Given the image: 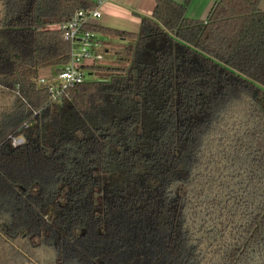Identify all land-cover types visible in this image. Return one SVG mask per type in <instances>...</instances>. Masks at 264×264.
<instances>
[{
	"label": "trees",
	"instance_id": "obj_1",
	"mask_svg": "<svg viewBox=\"0 0 264 264\" xmlns=\"http://www.w3.org/2000/svg\"><path fill=\"white\" fill-rule=\"evenodd\" d=\"M261 2L89 24L122 63L52 101L58 26L98 1L0 0V264H264Z\"/></svg>",
	"mask_w": 264,
	"mask_h": 264
},
{
	"label": "built area",
	"instance_id": "obj_2",
	"mask_svg": "<svg viewBox=\"0 0 264 264\" xmlns=\"http://www.w3.org/2000/svg\"><path fill=\"white\" fill-rule=\"evenodd\" d=\"M97 1V6L80 9L70 21L58 26L63 31L64 38L70 42L71 52L69 64L53 79V85L50 87L52 101L61 100L69 95L70 89L90 80L85 66L103 59L102 43L96 33L87 28L91 20L99 19L103 15L100 5L105 0ZM40 82L46 84L47 80L41 78ZM22 136H10L15 146L22 144Z\"/></svg>",
	"mask_w": 264,
	"mask_h": 264
},
{
	"label": "crops",
	"instance_id": "obj_3",
	"mask_svg": "<svg viewBox=\"0 0 264 264\" xmlns=\"http://www.w3.org/2000/svg\"><path fill=\"white\" fill-rule=\"evenodd\" d=\"M187 6V15L190 18L206 20L214 4L219 0H173ZM156 7V0H105L100 5L103 15L93 19L90 25H101L126 31H138L141 26L139 15L152 16ZM264 10V0L261 2ZM130 25V26H129ZM128 26V28L126 27ZM104 48H113L116 40L102 37L98 34ZM101 35V37H100ZM118 47V46H117Z\"/></svg>",
	"mask_w": 264,
	"mask_h": 264
},
{
	"label": "rangeland",
	"instance_id": "obj_4",
	"mask_svg": "<svg viewBox=\"0 0 264 264\" xmlns=\"http://www.w3.org/2000/svg\"><path fill=\"white\" fill-rule=\"evenodd\" d=\"M126 27L128 28V26H126ZM100 37H101V35H100ZM102 37L112 38V40L114 39L113 41L116 40L115 42H116L118 48L120 47L119 43H120L121 40L118 37L111 36V35H102ZM113 46H114L113 48H109V49H106V48L103 47V49L101 51L103 53V59L101 61H99L101 64H104V65H119L120 63H122L121 62V58L122 57L117 53V51L119 49L117 48L116 45H113ZM53 71H54V69L50 67V68L43 69L41 71V73H42V75L46 76V75H49ZM93 78L95 79L96 77L94 76ZM25 141H26V139H25V137H23L22 144H24ZM22 144H20V145H22ZM13 145H14V143H13ZM20 145H18V146H20Z\"/></svg>",
	"mask_w": 264,
	"mask_h": 264
}]
</instances>
